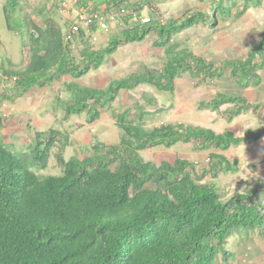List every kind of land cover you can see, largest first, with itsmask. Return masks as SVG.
Instances as JSON below:
<instances>
[{
    "label": "trees",
    "instance_id": "obj_1",
    "mask_svg": "<svg viewBox=\"0 0 264 264\" xmlns=\"http://www.w3.org/2000/svg\"><path fill=\"white\" fill-rule=\"evenodd\" d=\"M22 1L23 5L21 0L7 1L10 18L11 11L31 7L29 0ZM90 1L79 0L77 7L118 16L124 25L101 47L92 41L100 28L97 23L67 40L69 24L58 22L53 9L34 10L42 17L41 24L23 16L28 36L23 47L28 48L29 58L20 67L0 64L5 80H12L8 88L12 94L0 100V124L3 100L13 101L33 88L69 77L64 88L70 97H56L63 119L85 114L86 121L93 123L109 108L119 141L95 139L91 154L67 159L72 140L58 129L36 131L28 152L15 151L0 136V264H235L231 236L264 227V180L230 193L219 176L238 171L241 162L216 149L258 141L263 132L253 128L240 134L230 128L218 132L182 121L148 127L149 109L161 107L147 91L125 108L113 103L123 91L141 86L173 94L177 78L187 73L196 79L195 85L228 73L241 89L220 90L199 100L198 108L217 111L232 104L227 108L230 122L246 112L264 113V101H251L242 90L263 82L264 33L245 56L221 59L205 57L173 40L198 25L215 27L220 17L240 18L264 0H214L212 13L197 7L170 19L164 18L155 0H95L92 6ZM145 8L151 19L143 23ZM152 32L157 35L154 44L164 47L166 54L160 67L144 66L111 79L105 87L80 82L123 42H143ZM179 142L192 144L194 151H208L206 158L194 162L176 157L156 163L141 156L145 149L171 148ZM51 155L62 173H37L35 169L47 168Z\"/></svg>",
    "mask_w": 264,
    "mask_h": 264
},
{
    "label": "rangeland",
    "instance_id": "obj_2",
    "mask_svg": "<svg viewBox=\"0 0 264 264\" xmlns=\"http://www.w3.org/2000/svg\"><path fill=\"white\" fill-rule=\"evenodd\" d=\"M7 1L0 0V64L9 67L13 63L16 67L22 66L29 58L26 23L23 16L28 14L37 23L43 22L42 17L34 12L37 7L46 6L53 9L58 22L65 27L74 20L77 7L70 11H62L58 0H29L32 3L29 9L18 12H7ZM164 18L182 16L186 11L202 8L210 13L213 11L214 0H155ZM238 2L240 0H237ZM23 5V1L21 0ZM215 5V4H214ZM9 9V8H8ZM143 16L150 17L148 9L142 12ZM7 15L9 16L7 18ZM9 24L12 28L9 27ZM107 31L99 29L92 35L95 47L107 44L113 34L119 33L124 27L119 17H109ZM264 33V1L261 6H251L240 18L220 17L218 24L195 26L174 36L173 40L181 42L192 48L195 52L211 59L228 57H242L247 54L251 43ZM157 35L152 32L143 42H123L117 51L110 56L99 69L91 70L80 82L86 85L105 87L109 81L116 77L127 76L133 71L143 69L144 66L160 67L166 54L164 47L154 44ZM263 82L260 86H249L242 89L251 101H264V68L260 71ZM69 77H63L48 87L33 88L29 93L17 99L3 100L1 113L3 124H0V136L17 152H28L30 145L35 142L36 131H46L50 128L69 133L72 144L66 148L65 156L68 159L74 154L84 155L92 153V142L95 139L107 143H117L120 131L114 123L111 111L105 109L99 120L88 123L86 115H73L63 119L64 112L57 106L56 97L64 99L70 97L64 88V82ZM10 81L5 80L0 71V100L4 94H12L8 88L12 87ZM196 79L188 73L176 80V90L173 94L159 92L150 86H141L129 92L123 91L113 103L114 107L125 108L140 100L145 91L152 94L161 110H151L147 117L148 127L163 122H185L202 125L220 132L230 128L236 133H244L248 128L259 129L263 132L258 141H247L239 146H232L223 152L229 158L240 159V167L236 172L221 173L219 178L230 193L236 187L244 189L257 179L264 180V113L246 112L229 121L227 108L232 104H225L217 111L199 109L198 102L208 99L220 90L241 89L227 73L225 77L195 85ZM208 151H194L192 144L179 142L171 148L156 146L141 151L145 160L159 163L163 160L173 161L176 157H183L190 161H200L206 158ZM41 175H58L62 167L51 155L47 168L35 169ZM233 248L235 264H264V227L256 231L240 230L230 238Z\"/></svg>",
    "mask_w": 264,
    "mask_h": 264
},
{
    "label": "built area",
    "instance_id": "obj_3",
    "mask_svg": "<svg viewBox=\"0 0 264 264\" xmlns=\"http://www.w3.org/2000/svg\"><path fill=\"white\" fill-rule=\"evenodd\" d=\"M59 6L62 11H70L74 7H77L79 0H58ZM93 1H90V5H93ZM110 1V0H107ZM78 8V7H77ZM122 11L126 12L125 7H122ZM109 17L114 18V15L106 16L102 11H91V7H80L77 9L74 20L69 23V28L66 31V39L70 40L74 34H77L81 28H89L93 23L99 25V29L107 31L109 28ZM150 17L144 16L142 22L146 23L150 21ZM16 79V77H14Z\"/></svg>",
    "mask_w": 264,
    "mask_h": 264
}]
</instances>
